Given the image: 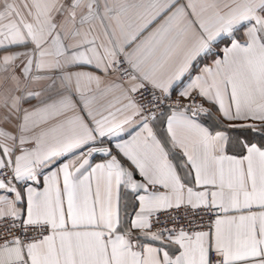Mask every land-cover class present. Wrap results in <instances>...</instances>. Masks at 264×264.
<instances>
[{
    "label": "snow or ice",
    "instance_id": "6c2138e0",
    "mask_svg": "<svg viewBox=\"0 0 264 264\" xmlns=\"http://www.w3.org/2000/svg\"><path fill=\"white\" fill-rule=\"evenodd\" d=\"M0 264H264V0H0Z\"/></svg>",
    "mask_w": 264,
    "mask_h": 264
}]
</instances>
